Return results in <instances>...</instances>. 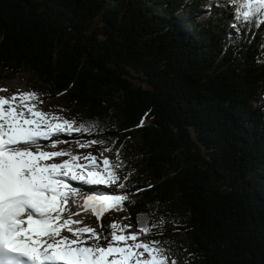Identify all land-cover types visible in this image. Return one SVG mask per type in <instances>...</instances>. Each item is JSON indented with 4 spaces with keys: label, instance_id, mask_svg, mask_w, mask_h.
I'll use <instances>...</instances> for the list:
<instances>
[{
    "label": "trees",
    "instance_id": "trees-1",
    "mask_svg": "<svg viewBox=\"0 0 264 264\" xmlns=\"http://www.w3.org/2000/svg\"><path fill=\"white\" fill-rule=\"evenodd\" d=\"M217 4L0 0V80L121 164L134 203L100 225L163 221L147 240L183 264H264V24L237 34Z\"/></svg>",
    "mask_w": 264,
    "mask_h": 264
},
{
    "label": "snow or ice",
    "instance_id": "snow-or-ice-1",
    "mask_svg": "<svg viewBox=\"0 0 264 264\" xmlns=\"http://www.w3.org/2000/svg\"><path fill=\"white\" fill-rule=\"evenodd\" d=\"M224 4L231 9L229 26L237 34L242 26L264 24V0H224ZM6 91L0 88V92ZM37 100L43 103L34 91L17 89L10 97L0 95V264H177L171 248L164 246L167 241L140 239L153 229H162L163 221L157 225L138 219V231L128 232L132 225L116 219L94 228L74 218L90 209L99 221L106 212L125 210V202L134 201L128 193H85L72 181L123 190L129 176L121 177L116 171L121 164H113L107 157L100 168L91 154L83 157L89 162L85 164L79 163L81 157L64 150L46 151L48 145L42 140H50L55 148L62 143L60 134L84 129L40 110ZM143 123L142 119L138 127ZM116 152L119 159L120 149ZM63 156L70 159H53ZM77 197L83 199V207L74 212L69 203Z\"/></svg>",
    "mask_w": 264,
    "mask_h": 264
},
{
    "label": "rangeland",
    "instance_id": "rangeland-1",
    "mask_svg": "<svg viewBox=\"0 0 264 264\" xmlns=\"http://www.w3.org/2000/svg\"><path fill=\"white\" fill-rule=\"evenodd\" d=\"M26 87H27V84H26V78L24 77V75H19L18 77H15V78L9 79V80H4V81L0 80V88L8 89V91H6V92H0V95H4L6 97H10L14 92L17 91V89L21 90L22 92L23 91H28L27 89H25ZM43 101H44V103L42 104L40 109L47 113V111H48L47 109L49 108V105L52 104V102H53V97L46 96L43 99ZM35 103H37V106H38L39 102L35 101ZM51 114H54L57 117L61 116V114H59V113L51 112ZM76 143L77 142L75 141L72 144H70V147H72V149H68L69 153L71 152V153L81 157V159L79 160L81 162H86L83 159V157L87 156L88 154H91V156L96 157V164L98 165V167H100V168L103 167V159L105 157H108L105 152L94 150V149H92L90 147L89 148H81ZM53 159H54L55 162H60V161H62L64 159H70V157L63 156V157H55ZM73 186H75V187H77L79 189L85 187L86 188L85 190H89V189H97V190H99L98 189V185H85L84 186L83 184H78V185H73ZM85 190H84V192H85ZM110 191L117 192V193H120V194H122V193L124 194L123 190L116 189L115 187H113ZM89 192H91V191H89ZM79 203H80V200H79V197H77L75 202H71L70 201L69 207L74 212L75 211H80V209L83 207V204L82 203L79 204ZM74 218L83 220L84 224L89 225L91 227H94V228H98L99 227L100 220L99 221L97 220V218L93 215V213L91 212L90 209L88 211H81L80 215L76 216ZM131 228H132V231H138V228H136V227L135 228L131 227ZM64 234L65 235H70V234H68L66 232ZM140 238H142V239L146 238L147 239V235L146 236L142 235ZM170 255H171L172 259H175L177 261V264H183L184 263V257H182L180 253L170 254Z\"/></svg>",
    "mask_w": 264,
    "mask_h": 264
}]
</instances>
